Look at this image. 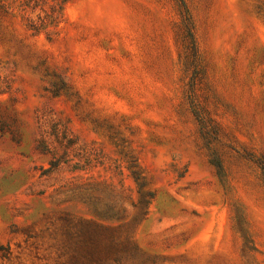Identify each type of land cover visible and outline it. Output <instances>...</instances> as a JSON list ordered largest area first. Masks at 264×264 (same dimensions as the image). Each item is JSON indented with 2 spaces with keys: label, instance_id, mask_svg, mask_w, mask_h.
Masks as SVG:
<instances>
[{
  "label": "rangeland",
  "instance_id": "1",
  "mask_svg": "<svg viewBox=\"0 0 264 264\" xmlns=\"http://www.w3.org/2000/svg\"><path fill=\"white\" fill-rule=\"evenodd\" d=\"M43 8L0 0V264H264V0Z\"/></svg>",
  "mask_w": 264,
  "mask_h": 264
},
{
  "label": "trees",
  "instance_id": "2",
  "mask_svg": "<svg viewBox=\"0 0 264 264\" xmlns=\"http://www.w3.org/2000/svg\"><path fill=\"white\" fill-rule=\"evenodd\" d=\"M31 1L32 0H22L25 8H27V6L30 4ZM33 1H36V3L40 5L41 13H44L45 15H47V13H45L43 5L48 0H33ZM50 1H51V9H52L50 17L53 20V23H58L62 17V5L67 0H50ZM41 23H43V20L41 21ZM182 26H183L182 29H183V33H184L183 38H184V42L186 44V49L191 53V55L193 57V61H191L190 63L193 66H195L198 62V51H197V45H196L195 37L193 34V27H194L193 22H192L191 18L189 16H187V11H186V16L183 18ZM135 178L140 180V178H138L137 176ZM125 242H127V244L130 245L131 241H130L128 234H126ZM1 249L7 250V248H4L3 246H0V250Z\"/></svg>",
  "mask_w": 264,
  "mask_h": 264
}]
</instances>
